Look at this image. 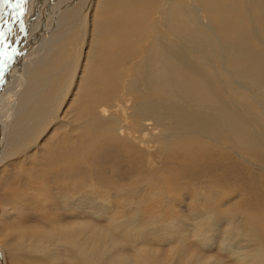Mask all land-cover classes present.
Returning a JSON list of instances; mask_svg holds the SVG:
<instances>
[{
	"label": "rangeland",
	"instance_id": "obj_1",
	"mask_svg": "<svg viewBox=\"0 0 264 264\" xmlns=\"http://www.w3.org/2000/svg\"><path fill=\"white\" fill-rule=\"evenodd\" d=\"M101 2L102 0H98L96 5L98 9L95 7L93 9L92 0H48L45 5L51 3L57 7H54L52 12L54 13L53 20L49 19L47 22L46 18L40 14L41 17L37 21L36 19L31 21L33 27L31 26L32 29L29 32H35L37 37L51 26L50 31L47 32L43 59L48 62L49 69L56 73L57 81L64 84L74 76L76 81V72H79L78 77L80 74L82 76L80 89H75V93L73 92L75 95L69 96L74 88L75 81H72L68 96L58 102L57 108L50 112L54 115L58 114L63 122L49 124L45 129L43 127L40 134L32 139L29 155L36 157V161L41 156H50L48 147L61 143L59 141L61 135L71 138L80 133L82 126L86 127L87 122L90 124L93 122V118L88 119L84 116L83 102L79 99L86 92V90L83 92L84 86L82 85L88 80L87 75L94 71V65L100 66L98 67L100 72L101 70L109 71L114 62V64L117 62V65L123 66L117 59L123 54L117 57L114 55L115 57L111 58L108 56L110 54H107L108 49H105L106 56L101 60L95 59L96 54L91 53V44L97 42L98 39L96 35L91 37L90 27L91 25L93 27L96 20L100 22L99 15L103 14L106 17L109 9L106 2L105 7H101ZM257 12L258 10H254V18L260 36L264 34L259 26ZM199 13L202 16V12ZM141 33L140 37L144 40L140 39V43L133 46L132 54L130 53L128 58L129 61L134 58L133 64L135 65L142 62L141 49L150 48L144 44V42L147 43L145 33L143 31ZM213 35L215 41L218 40L216 47L210 48L202 42L199 45L209 49L212 58L219 53L225 59L224 35L219 31ZM23 36L17 42V46L25 41ZM111 38L112 41L115 40L113 35ZM37 45L38 43L35 44ZM120 48L123 50L122 46ZM38 60L35 64H38ZM207 61L204 59L202 64L208 67L207 70L209 74H212L213 82L216 73L225 83V87L228 88L234 100L236 106L230 103L232 108L235 107L238 114L247 116L251 122L250 129L257 136L256 129H258L260 137L264 140V107L259 100H255L257 103L253 101L256 105H252L249 103L251 101L249 97L243 103L241 100L245 98L231 90L232 81L223 73L224 67L221 62H216L217 68H215L207 65ZM93 63L95 64L92 65ZM205 76L203 75L204 79ZM131 80L132 78L128 79L126 84L122 81L118 83L119 89L114 101L112 100L114 103L110 104L113 108L111 107L109 113L114 115L116 120L126 119L125 123L128 128L139 130L137 132L139 135L134 132L136 135L126 134L120 137L121 140L130 142L131 145L127 142L118 144L117 140L115 142L114 139L102 137V135L99 137L93 127L91 130L88 128L84 134L91 138L89 143L98 139L97 146L92 149L91 154L89 151L85 154L80 149L82 157H78V153L75 161L67 158L68 154H61L59 161L51 166H48L49 163L46 164V162L34 165L30 158L29 163L26 164V157L25 160L10 158L3 164L0 163V247L2 248L0 249L5 251L3 253L4 258L8 259L7 263L19 264L12 255L8 243L15 242L18 240L15 237L21 238L20 234H22L25 240L29 239L24 241L26 250L23 259H26V262L29 260L30 264H70L67 252L61 245L63 242L61 239L59 242L58 238L61 231L69 233L75 224L88 225L96 229V232L102 233H95L93 238L97 244L99 243L100 251L98 245L83 244L84 253L89 254L93 251L94 255L90 256V259H97V254L102 251V259L110 262L116 261V264H144L142 260L144 256V259L147 258L146 260L150 261L149 264H218L219 262V264H238L236 258L239 253L238 244L244 241L242 243L244 249L250 245L244 240L249 232L258 233L259 236L262 228L261 222L264 220V169L262 170L258 164L264 167V158L257 159L251 153L256 150L261 155L264 148H252L251 151L247 146L240 150L232 147L224 150L221 149L222 146L215 144L212 147L211 142L204 141L206 144H202L199 151L188 150L189 152L182 153V150H171L174 153L170 154L168 150H162L157 143L160 137L156 138L159 133L153 132L152 128L144 131L140 125L144 119L151 122L152 116L149 108L143 116L140 115V108L144 106V103L139 101L136 95L133 97L129 95L132 89L128 84ZM250 89L253 90L251 92L248 88L247 91L250 93L258 92L254 87ZM95 93L93 92L92 95L101 99L102 94L98 91ZM49 95L50 93L41 95L40 101L42 102L44 97H49ZM51 98L59 101L63 99V96L55 95ZM116 98L120 102V107H115V109ZM107 101L109 102L110 99ZM53 103L55 102L49 99L47 103L40 105L49 109ZM87 104H90V98ZM249 106L252 107L253 113L247 109ZM198 109L197 112H200ZM94 112L97 114L99 111L95 109ZM76 138L79 148L81 137L78 134ZM82 139L84 146L80 147H85L87 142L85 143V139ZM39 140L42 143V149L34 146ZM262 142L264 144V141ZM126 144L128 146L122 147ZM223 146L226 144L223 143ZM118 152L122 153V157ZM243 157L246 159L244 160ZM25 170L33 172L34 180L28 178ZM179 171L180 175H178ZM227 213L232 214V217ZM224 214L228 217V221L224 218ZM197 216L202 218L199 219ZM251 219L252 222L248 221ZM83 231L89 235L91 229ZM196 231H199L200 235L196 234ZM44 245L45 248H43ZM117 250L119 253L116 252ZM149 252L151 257L148 256ZM138 254L143 255L141 259ZM139 260L140 262L142 260V263H139Z\"/></svg>",
	"mask_w": 264,
	"mask_h": 264
},
{
	"label": "bare ground",
	"instance_id": "obj_2",
	"mask_svg": "<svg viewBox=\"0 0 264 264\" xmlns=\"http://www.w3.org/2000/svg\"><path fill=\"white\" fill-rule=\"evenodd\" d=\"M46 1L48 0H25L22 9H20L14 7L17 0H9L7 4L0 0V163L3 164L10 158H21L22 160V158L26 157V160L24 159L26 164L29 163L30 158L33 161L31 163H34V165L46 162V164L49 163L47 164L48 166H51L54 162L59 161L61 154H68L67 158L75 161L74 159L78 153V157H82V154L80 156L81 150L85 154H88V151L91 154L93 152L92 149L97 146L98 139L89 143L91 138L84 134L88 128L91 130L93 127H95L94 131L99 137L102 135V137L114 139L115 142L118 141V144L127 142L121 140L120 137L122 138L126 134L136 135L134 132L137 133L139 130L128 128L125 123L126 119L116 120L114 115L112 116L109 113L113 108V105L110 106V104L114 103L113 99L119 89L118 83L122 81L126 84L130 78L132 80L128 85L132 90H130L131 93L128 91L130 94L128 92L127 94L132 97L136 95L139 101L144 103V106L140 108V115L143 116L148 108L151 111L152 121L144 119L140 125L144 131L152 128L153 132L159 133L156 138L160 137L157 143L162 150H168L169 152L171 150H182V153L189 152L188 150L199 151L201 145L206 144L204 141L211 142L212 147L215 144L219 145V147L222 146L221 149L224 150L231 147L240 150L247 148V146L251 151L252 148H264L262 142L264 140L260 137L259 130L256 129L258 131L257 136L250 129L251 122L247 116L241 115V113L238 114L239 112L237 113L235 110L234 106L236 105L227 90L228 88L225 87V83L216 73L213 82V76L209 74L208 67L202 64L203 60L207 59V65L217 68L216 62H221L222 67H224L223 73L232 81L231 90L238 96L245 98L241 101L244 103L250 97L251 101L249 103L253 105L257 103L255 100H259L264 107V35L259 36L254 18V10H258L257 18L264 34V0H102L100 6L105 7L104 3L106 2L109 9L106 17L103 14L99 15L100 22L96 20L93 27L92 25L90 27L91 37L96 35L98 39L97 42L91 44V53L96 54L94 56L95 59L101 60L106 56L104 53L105 49H108L107 54H110L108 56H111V58L114 55L117 57L123 54L117 58L119 60L117 61L123 66L117 65V62L114 64V62V65L111 64L112 67H110L109 71L103 70V72L101 70L100 72L98 70L100 66L98 64L94 65L95 63L92 64L94 65V71L87 75L88 80L82 85L84 86L83 92L85 90L86 92L79 100L83 102L84 116L94 120L91 124L90 122H87V124L83 123L86 124V127L82 126L81 132L76 134L81 137L79 148L76 135L71 138L62 137L63 135H61L59 141L64 146L61 143L50 145L48 147L49 157L41 156V158H37V161L36 157H30L29 146L32 145V139L40 134L41 129L43 127L45 129L49 124L63 122V119L58 114L54 115L50 112L57 108L58 102L63 101L68 96L70 84L75 81L74 76L70 77L64 84L58 82L56 73L49 69L47 66L48 62L43 59L47 43V32L50 31L51 26L44 33L42 31L39 37H37L35 32H29L32 29L31 26L33 27L31 24L32 19L37 21L43 16L47 22L49 19L53 20L52 15L54 13L52 14V12L56 6L51 3L45 5ZM92 2L93 9L94 7L96 9L98 0H92ZM199 12H202V16ZM224 13L226 14L223 15ZM222 15L223 17H220ZM99 18L97 19L99 20ZM141 31L145 33V39L147 38V43L144 42V44L150 48L141 49L140 59L142 62L140 60L139 62L141 63L135 65V63L133 64L135 59L131 58L129 61L128 58L133 46L140 43V39H142L140 37L142 36ZM216 31L222 32L224 35L223 49L226 51L225 59L219 53L215 54V58H212L209 54V49L199 45L202 42L205 46H210V48L216 47L218 40L215 41L213 35ZM22 35H24L23 40L25 41L17 46L16 44L20 41ZM112 35L115 37L114 41H112ZM37 43L38 45L35 46ZM120 46H122L123 50H121ZM38 58L40 59L38 60ZM37 60L38 64H35ZM124 70L125 72H123ZM76 75L77 79L69 96L75 93V89L78 90L81 87L79 85L81 84L82 76L80 74L78 77L79 72H76ZM82 75L84 74L82 73ZM203 75H206L205 79ZM251 87L256 88L258 92L255 91L254 94L248 92V88L253 92L250 89ZM96 91L102 94L101 99L92 95ZM46 93H50L49 97H44L41 102L40 96H44ZM55 95L58 97L63 96V99L55 101V98H51ZM89 98L90 104H87ZM49 99L55 102L49 109H45L40 105L47 103ZM109 99L110 103L107 101ZM115 101L114 108L120 107V102L117 101V98ZM230 103L234 104V108H232ZM95 109L99 111L97 114L94 112ZM197 109L200 112H197ZM247 109L251 111L252 107L249 106ZM119 117L121 118V116ZM258 120L260 121V119ZM253 121L255 122V120ZM135 127L137 128V126ZM106 130L107 133H105ZM137 134L139 135V133ZM145 137H147L146 133ZM82 138L85 139V143L87 142L85 147H80L81 145L84 146ZM93 138L95 139V137ZM223 143L226 146H223ZM34 146L43 148L40 140ZM124 146L128 145L126 144L122 147ZM172 153L174 152L170 154ZM37 154L39 155L40 153L37 151ZM251 154L257 159H263L264 149L261 155L256 150ZM70 160L68 161L70 162ZM253 163L257 165V163ZM258 165L262 170L264 169L263 165ZM25 172L29 179L34 180L33 172L31 173L27 170ZM178 175H180V171ZM235 209L239 211L238 208ZM227 215L229 214L227 213ZM231 215L229 216L232 217ZM223 216L228 221V217L225 214ZM197 217L199 219L202 218ZM250 217L252 218V216ZM248 221L252 222V219ZM253 224L255 223L253 222ZM261 225L259 236L255 232H249L245 235L244 240L250 244L245 248L249 250L248 252L243 248V240L242 243L238 244L239 253L236 255L238 264H264V220ZM232 226L234 225L232 224ZM84 229H91L89 235L85 234ZM198 232L196 231V234ZM95 233L102 234L96 232V229L91 228V226L84 224H75L71 227L69 233L60 232L58 240H62L63 243L61 245L67 252L70 264H95V261L96 264H116V261L110 262L102 259V251L97 254L95 261L90 259V256L94 255L93 251H90V255L83 252L84 243L98 245L97 247L100 251L99 243L97 244V241L93 240ZM20 235L21 238L15 237L18 240L15 239V242L11 241L8 243L9 249L12 251L17 263L30 264L29 260L26 262V259H23L26 250L24 245L26 242L24 241L29 239L25 240L26 238L22 234ZM36 238L38 237L36 236ZM43 248H45V245ZM1 249L0 264H9V262L7 263L8 259L4 258L3 252L5 251ZM150 254L149 252L148 256ZM138 255L140 259L143 256ZM144 257H142L144 264H149L150 261L146 260L147 258L144 259ZM142 260L141 262L139 260V263H142ZM196 262L198 263L197 260ZM199 262L201 261L199 260ZM203 262L206 263L205 261Z\"/></svg>",
	"mask_w": 264,
	"mask_h": 264
},
{
	"label": "snow or ice",
	"instance_id": "obj_3",
	"mask_svg": "<svg viewBox=\"0 0 264 264\" xmlns=\"http://www.w3.org/2000/svg\"><path fill=\"white\" fill-rule=\"evenodd\" d=\"M3 2L5 4H7L9 2V0H3ZM24 2H25V0H17V3L14 5V7L22 9Z\"/></svg>",
	"mask_w": 264,
	"mask_h": 264
}]
</instances>
